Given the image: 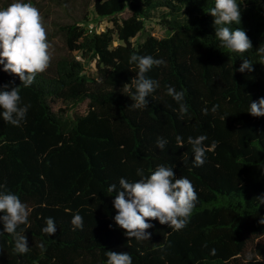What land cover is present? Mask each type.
<instances>
[{"label":"trees","instance_id":"trees-1","mask_svg":"<svg viewBox=\"0 0 264 264\" xmlns=\"http://www.w3.org/2000/svg\"><path fill=\"white\" fill-rule=\"evenodd\" d=\"M237 3L241 23L229 27L245 30L253 45L243 55L216 38L214 0H96V15L112 28L91 32L88 16L62 26L67 55L31 86L0 65V86L19 87L21 106H28L19 126L0 117V192L18 195L29 210L17 228L29 251L16 253L14 236L0 232V264H107L109 250L128 252L133 264H264V116L248 112L264 97L257 52L264 47V0ZM156 11L167 31L162 39L146 31ZM132 54L165 62L146 73L159 87L143 108L132 106ZM245 58L254 70L241 73ZM169 86L183 92L181 102ZM84 104L86 112H72ZM201 135L204 163L196 167L188 138ZM158 138L168 141L164 150ZM159 165L192 182L195 208L182 230L151 220L150 240H129L114 221L108 187ZM77 213L82 230L71 224ZM48 217L53 236L42 231Z\"/></svg>","mask_w":264,"mask_h":264},{"label":"clouds","instance_id":"clouds-1","mask_svg":"<svg viewBox=\"0 0 264 264\" xmlns=\"http://www.w3.org/2000/svg\"><path fill=\"white\" fill-rule=\"evenodd\" d=\"M214 17L215 36L223 48L243 55L252 49L253 45L245 30L240 27L235 29L229 25L241 23V8L237 0H214V6L209 10ZM52 45L48 40L44 17L40 10L31 2L13 0L6 7L0 8V65L3 71L19 77L24 87L31 86L38 74L45 72L51 64ZM261 55V64H264V47L257 49ZM130 63H135L138 72L131 83L135 92L131 96L135 108L146 107L149 103V94L154 92L159 84L146 76L153 66L163 65L162 59L152 56H139L132 54ZM243 73L253 71V63L245 58L237 69ZM0 117L3 121L19 126L25 118L28 106H21L19 87L9 85L0 86ZM168 95L177 102L183 100V92H177L173 87L167 89ZM215 109H213L214 111ZM187 108L181 103V112ZM207 110H205L206 113ZM249 114L254 117L264 116V97L250 103ZM206 136L188 138L194 154V166L199 167L204 163L205 148L203 141ZM177 143L182 147V137H176ZM168 141L164 138L157 139V147L164 150ZM140 177L135 182L124 178L119 184H111L109 192L115 193L113 201L116 215V225L123 229L126 236L137 241L150 240L151 233L148 229L154 225L151 220H158L160 224H167L171 229L182 230L191 216L198 194L194 185L187 177H177L172 167L159 165L149 175L145 176L142 169L137 170ZM3 187V186H0ZM264 201V197H259ZM0 223L3 231L14 236V251L26 254L29 251L27 237L17 232L20 225L28 221V206L21 201L18 195L11 192H0ZM264 223V220L260 221ZM75 229H83L84 221L80 214H75L71 220ZM49 236L57 232L53 218H46V227L42 229ZM43 248V244L40 245ZM215 254V249L211 250ZM107 264H133L132 256L128 252L106 251Z\"/></svg>","mask_w":264,"mask_h":264},{"label":"rangeland","instance_id":"rangeland-1","mask_svg":"<svg viewBox=\"0 0 264 264\" xmlns=\"http://www.w3.org/2000/svg\"><path fill=\"white\" fill-rule=\"evenodd\" d=\"M96 0H24L31 2L37 7L44 17L45 27L47 29L48 40L52 45L51 64L61 57L67 55L65 39L61 32V27L67 24L82 22L88 16L90 20L89 30L92 32H104L112 28V24L107 20L100 19L94 11V3ZM13 0H0V8L6 7ZM131 15L127 10L121 15V18H127ZM163 17L162 11L153 13L150 20L146 22V31L158 39L167 36V31L161 22ZM89 73L95 74V67L92 64ZM72 112L82 114L86 112V105H80ZM72 112H70L72 114Z\"/></svg>","mask_w":264,"mask_h":264},{"label":"built area","instance_id":"built-area-1","mask_svg":"<svg viewBox=\"0 0 264 264\" xmlns=\"http://www.w3.org/2000/svg\"><path fill=\"white\" fill-rule=\"evenodd\" d=\"M89 27H90V25H89ZM77 58H79V57H77Z\"/></svg>","mask_w":264,"mask_h":264}]
</instances>
